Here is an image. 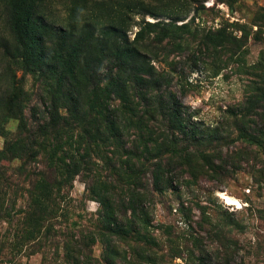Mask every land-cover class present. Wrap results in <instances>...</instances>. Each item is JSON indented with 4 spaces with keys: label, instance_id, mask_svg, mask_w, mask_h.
Masks as SVG:
<instances>
[{
    "label": "trees",
    "instance_id": "obj_1",
    "mask_svg": "<svg viewBox=\"0 0 264 264\" xmlns=\"http://www.w3.org/2000/svg\"><path fill=\"white\" fill-rule=\"evenodd\" d=\"M92 4L83 24L75 4L70 22L56 26L47 18L45 0H0V188L25 190L34 210L27 219L45 221L61 191H70V177L85 176L87 197L100 208L93 231L65 242L70 264H158L163 250L154 232L157 193L195 185L201 176L226 177V167H238L242 153L253 155L251 170L264 185V76L232 110L241 144L230 151L231 126L226 133L206 127L169 90L164 76L173 73L153 63L164 45L178 47L194 37L191 26L134 22L123 0L113 8ZM141 7L158 15L151 6ZM168 13L161 12H175ZM133 26L138 31L131 39ZM227 44L238 46L227 29L198 43L205 50ZM17 71L33 75L32 83ZM32 101L46 110L29 123L25 111ZM10 120L18 121L15 133L7 130ZM97 157L105 175L98 173ZM147 173L149 185L143 182ZM97 240L104 244L100 260L90 254Z\"/></svg>",
    "mask_w": 264,
    "mask_h": 264
},
{
    "label": "rangeland",
    "instance_id": "obj_2",
    "mask_svg": "<svg viewBox=\"0 0 264 264\" xmlns=\"http://www.w3.org/2000/svg\"><path fill=\"white\" fill-rule=\"evenodd\" d=\"M95 1L112 8L117 5V0ZM123 1L134 22L143 18L150 22L178 20V25L191 26L194 37L189 36L178 47L164 45L157 57L151 54L153 63L159 70L173 73L164 76L169 90L195 111L206 127L226 133L229 124L235 143L230 145V151L239 147L238 131L232 127V110L240 107L258 76H264V0ZM75 4L82 10L78 19L83 24L81 19L93 7L92 0H45L48 20L56 26H66ZM141 4L151 6L147 8L158 15L146 13ZM162 11L175 13L170 17L161 14ZM222 29H227L238 46L227 44L221 50L213 45H209V50L199 47L205 35ZM136 31L137 26L130 29L131 39ZM17 76H30L27 80L32 83L33 75L17 71ZM45 110L43 105L30 102L25 111L28 122H32L33 116H45ZM17 126V120H10L7 130L15 133ZM252 156L247 153L238 156V167L221 170L229 172L226 177L201 176L195 185L156 194L152 204L154 232L163 250L158 264H264V185L251 170ZM96 160L100 165L98 173L105 175L103 160L99 157ZM39 161V167L44 168L45 159ZM30 164L33 168L38 165ZM150 178L147 173L143 182L149 185ZM22 179L24 184L28 177ZM19 181L20 176H15V182ZM87 185L85 176L70 177V191L67 188L61 191L62 200L57 201L47 221L27 219L34 210L28 208L25 190L0 188V264H70L65 242L80 240L82 234L93 231L98 218L100 204L87 197ZM90 251L95 260H100L104 244L97 240Z\"/></svg>",
    "mask_w": 264,
    "mask_h": 264
}]
</instances>
